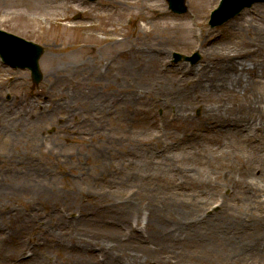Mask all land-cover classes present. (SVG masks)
<instances>
[{"label":"rangeland","instance_id":"rangeland-1","mask_svg":"<svg viewBox=\"0 0 264 264\" xmlns=\"http://www.w3.org/2000/svg\"><path fill=\"white\" fill-rule=\"evenodd\" d=\"M217 3L186 0L189 8L179 15L169 10L165 0H0V29L45 48L40 59L43 79L36 86L27 82L25 70L10 72L0 65V178L5 180L4 167L17 161L26 166L29 184L34 185L32 194L18 200L0 199V228H6L5 209H23L25 200H38L35 188L48 195L53 188L75 198L89 190L100 193L111 198L114 206L128 207L130 214L123 225L142 230L154 202V207L165 202L173 204L172 210L189 211V202L197 200L204 216L222 215L226 204L221 207L220 200L225 203L230 193L236 197L237 190L227 181L229 172L219 169L221 160L247 161L254 149L243 143L232 149L217 148L219 139L214 133L190 137L193 128L173 119L172 106L155 99L159 81L145 72L141 54L131 56L135 49L152 44L159 51L164 74L172 76L181 69L211 66L207 52L227 36L264 43V3L210 27L209 15ZM198 31L201 39L196 38ZM195 50L201 57L196 65L172 60L173 52L189 55ZM126 67L129 71H120ZM9 76L20 77V84L8 85ZM257 95V113L264 115V85ZM206 106L194 101L185 104L195 121L203 117ZM173 140L179 146L166 151L164 145ZM197 148L205 152V162L199 163L193 154ZM260 165L263 169V160ZM253 174L248 180L258 186L252 196L263 195L264 176L259 177L258 169ZM195 181L210 185L190 188ZM5 189L1 184L0 193ZM227 204L236 201L233 198ZM36 207L44 216L45 208ZM241 216L251 218L245 213ZM139 247L140 264H174L179 259L172 243L160 248L159 254H154L150 243ZM183 254L189 255V250ZM166 256L169 262H157ZM254 260L252 264L263 262L258 257Z\"/></svg>","mask_w":264,"mask_h":264},{"label":"bare ground","instance_id":"bare-ground-1","mask_svg":"<svg viewBox=\"0 0 264 264\" xmlns=\"http://www.w3.org/2000/svg\"><path fill=\"white\" fill-rule=\"evenodd\" d=\"M233 36H227L209 49L211 66L202 70L181 69L172 76L164 74L154 45L131 53L132 57L141 54L142 62L145 61L143 69L151 75V80L159 81L155 99L161 100L164 106H172L173 119L193 128L190 137L200 138L201 132L214 133L219 139L217 148L232 149L243 143L254 149L247 161L221 160L219 169L229 172L227 181L237 190L233 193L236 197L230 193L225 203L221 201V207L226 204L222 215L204 216L201 202L197 200L189 202L192 209L189 211L172 210L173 204L165 202L154 207V202V210L142 230L123 225L130 214L128 207L114 206L111 198L100 193H88L89 190L75 198L53 188H49L50 195L35 188L38 200L33 197L25 200V208L6 210L7 206H3L7 222L5 229L0 228V264L28 261L31 264H140L139 246L144 243L153 245L154 254H159V249L166 244H174V254L179 258L174 264H252L255 257L264 262L263 201L259 195L252 196L253 188L258 185L248 180L257 169L259 177L264 176L260 165L262 160L264 163V115L257 113L260 107L257 89L264 85V43L256 39L243 40L239 35H236L237 40ZM191 101L207 103L199 120L192 119L186 111L185 104ZM19 122L21 125L22 121ZM177 146L179 143L174 140L164 145L166 151ZM193 154L199 163L206 161L204 151L197 148ZM4 169L8 176L5 180L3 176L0 178V185L6 187L4 193H0L1 200L7 196L18 200L33 193L30 191L34 185L29 184L28 169L23 163L10 162ZM204 185L202 181H195L190 188ZM8 188L18 193L12 194ZM233 198L236 204H227ZM37 205L45 208L44 216ZM249 209L253 210L247 212ZM244 213L251 218L244 220L241 216ZM133 215L138 218L139 214ZM147 232L149 235L145 236L143 233ZM186 250L189 255L183 254ZM50 252L55 253L56 258H52ZM169 261V256L164 261L157 258L159 263Z\"/></svg>","mask_w":264,"mask_h":264},{"label":"water","instance_id":"water-1","mask_svg":"<svg viewBox=\"0 0 264 264\" xmlns=\"http://www.w3.org/2000/svg\"><path fill=\"white\" fill-rule=\"evenodd\" d=\"M91 1V0H90ZM255 0H224L223 5H230L228 9L223 12V10L216 11L217 15H220V21L215 24L221 23L228 19L229 17L237 14L244 5L249 6ZM170 8L172 10L181 12L184 11V0H168ZM213 23V22H212ZM8 34L0 31V53L1 58L9 62L11 66L15 67H27L32 71V77L35 82H38L42 77L38 69V59L43 52V49L32 43L13 38V40L8 38ZM179 58V55H176ZM197 57L193 59L196 61Z\"/></svg>","mask_w":264,"mask_h":264}]
</instances>
